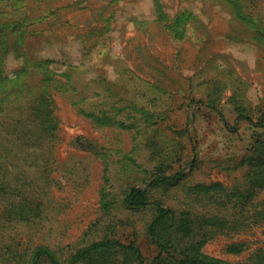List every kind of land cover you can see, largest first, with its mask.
<instances>
[{"label": "rangeland", "instance_id": "rangeland-1", "mask_svg": "<svg viewBox=\"0 0 264 264\" xmlns=\"http://www.w3.org/2000/svg\"><path fill=\"white\" fill-rule=\"evenodd\" d=\"M23 6L36 18L34 24L28 22L29 29L41 33L30 37L36 44L37 58L53 60L59 70L64 64L80 66L83 79L100 77L107 88L129 100L131 96L135 100L138 91L148 93L157 100L147 98L146 102L136 97V106L160 112L164 121L157 126H142L137 138L134 131L95 126L65 95L55 93L60 130L53 157L59 165L55 164L52 175L56 178L53 194L57 201L53 205L54 219L40 226L36 238L42 244L55 242L58 248L67 250L81 242L88 226L101 215L98 201L107 166L110 193L116 202L112 215L119 220L108 235L136 242L150 263L157 256V249L145 233L152 213L130 214L122 206L126 188L145 187L124 157L137 144L135 158L139 165L154 168L165 160L171 166L169 175L184 173L188 185L222 182L231 186L242 181L245 170H237L233 159L248 153L256 133L262 131L242 124L233 134L217 114L195 105H182L191 99H206L214 81L229 85L235 80L237 85L228 86L217 103L229 126L236 119L230 98L237 87L250 106L264 107V42L255 40L231 16L232 10L216 0H25L14 5L6 1L0 2V21L9 23ZM184 11L194 16L185 28L184 24L174 23L166 29L158 22L161 13L177 17ZM20 65L9 56L5 73L13 76ZM119 106L127 104L122 101ZM113 114L119 115L118 120L125 117L127 124L133 122L131 112ZM77 137L95 143L103 151L98 155L80 151L73 146ZM147 139H155L159 156L153 157V150L145 147ZM171 146L174 154L166 157ZM24 171L28 175L33 172L30 167ZM259 199H264V192ZM173 200L167 204L177 206L178 201ZM257 240L248 235L218 237L202 250L230 264H242ZM243 242L250 250L241 255L227 252L229 245ZM111 260L96 258L91 262L113 264L108 263Z\"/></svg>", "mask_w": 264, "mask_h": 264}, {"label": "trees", "instance_id": "trees-1", "mask_svg": "<svg viewBox=\"0 0 264 264\" xmlns=\"http://www.w3.org/2000/svg\"><path fill=\"white\" fill-rule=\"evenodd\" d=\"M18 4L25 0H0ZM232 10L236 18L254 39L264 42V0H216ZM184 11L171 17L161 13L160 25L169 29L174 23L184 24L194 20L192 13ZM25 6L18 8L10 22L0 21V260L2 264H93L94 259L112 258L113 264H230L203 252V247L218 237L249 236L258 238L248 248L243 243L227 247L229 254L241 255L249 251L242 264H264V107H252L245 101L237 87L230 101L236 113L233 126H229L217 103L228 86L214 81L206 99H191L182 107L197 106L217 114L225 128L237 134L242 124H248L261 133L251 143V149L240 158L233 159L237 170H245L242 181L226 186L222 182L188 185L184 173L169 175L171 166L160 161L157 167L138 164L135 154L138 145L124 157L131 162L132 173L144 188L129 186L122 194V206L130 214L151 212L152 218L145 228L148 242L157 249V256L148 263L134 241H122L108 235L118 221L112 215L115 196L110 193L111 178L104 170L100 189L99 218L93 220L84 238L68 250L58 248L55 242L42 244L36 235L42 224L53 217L56 204L53 190L56 186L53 154L58 142L59 121L56 115L54 94H63L84 118L97 127L134 131L138 138L142 126L163 124L160 112L136 106V97L149 102L157 100L150 94L138 91L135 100L124 98L107 88L101 78L83 79L80 66L64 64L55 67L53 60L36 57V44L31 36L41 33L29 29L28 22L35 20ZM27 23V24H26ZM48 31V30H47ZM43 32L42 34H44ZM184 33L181 32L180 35ZM263 44V43H262ZM21 62L20 69L9 76L5 61L9 56ZM239 81V80H238ZM241 82L239 81V84ZM191 87V86H190ZM154 99V100H153ZM123 101L126 106H119ZM136 102V103H135ZM264 104V102H263ZM114 111L133 114L127 124ZM157 116V118H156ZM152 119L153 122L147 124ZM73 146L80 151L98 155L103 149L95 143L77 137ZM145 147L153 150V157L160 155L155 139H147ZM170 147L166 157L174 154ZM157 152V155L154 153ZM196 167L191 164V170ZM30 167L28 175L25 168ZM142 168V170H140ZM174 180V181H173ZM163 191V192H162ZM174 197V198H173ZM178 201L177 206L168 201ZM173 200V201H174ZM56 210V209H55ZM120 257V258H119ZM95 264V263H94Z\"/></svg>", "mask_w": 264, "mask_h": 264}]
</instances>
